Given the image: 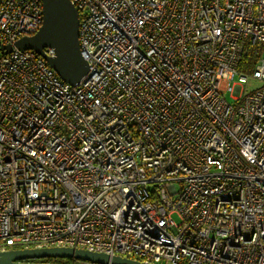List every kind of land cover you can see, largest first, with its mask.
<instances>
[{
  "label": "built area",
  "instance_id": "2783aa9c",
  "mask_svg": "<svg viewBox=\"0 0 264 264\" xmlns=\"http://www.w3.org/2000/svg\"><path fill=\"white\" fill-rule=\"evenodd\" d=\"M70 2L74 84L34 50L2 53L42 0H0V251L264 264V0Z\"/></svg>",
  "mask_w": 264,
  "mask_h": 264
},
{
  "label": "water",
  "instance_id": "95a60500",
  "mask_svg": "<svg viewBox=\"0 0 264 264\" xmlns=\"http://www.w3.org/2000/svg\"><path fill=\"white\" fill-rule=\"evenodd\" d=\"M42 22L32 35H24L13 44H2V53L17 49H31L41 56L63 81L74 84L87 71L78 41V13L70 0H42ZM13 45V46H12ZM51 48L49 55L45 49ZM72 258L100 264H145L121 256L72 247L16 248L0 251V264H56L31 262L32 259Z\"/></svg>",
  "mask_w": 264,
  "mask_h": 264
},
{
  "label": "trees",
  "instance_id": "16d2710c",
  "mask_svg": "<svg viewBox=\"0 0 264 264\" xmlns=\"http://www.w3.org/2000/svg\"><path fill=\"white\" fill-rule=\"evenodd\" d=\"M260 49L259 46L257 45H252L249 47L248 51L246 52V54H244L240 60L238 69L242 72L245 73H250V71L252 70V68L254 67V64L256 62L257 59V52ZM31 262H49L47 259H32L29 260ZM54 262H58L56 259L54 260ZM69 263V261L67 262Z\"/></svg>",
  "mask_w": 264,
  "mask_h": 264
},
{
  "label": "rangeland",
  "instance_id": "374dc122",
  "mask_svg": "<svg viewBox=\"0 0 264 264\" xmlns=\"http://www.w3.org/2000/svg\"><path fill=\"white\" fill-rule=\"evenodd\" d=\"M237 81V77L234 78L233 83ZM258 85V81L257 80H253L250 77L248 78V80L246 81V83H244L243 85V93H246L247 91H249L250 89H253L255 87H257ZM225 97L228 101L234 103L235 100L233 98H231V96L229 95V93L225 94ZM173 219L175 221H177V216L175 214L172 215ZM43 259H47L49 262L48 263H61L63 258H43ZM57 260L58 262H54V260ZM67 259H71V258H67Z\"/></svg>",
  "mask_w": 264,
  "mask_h": 264
}]
</instances>
